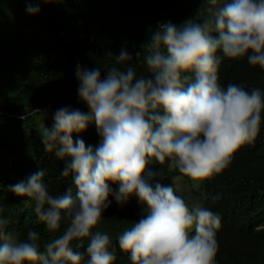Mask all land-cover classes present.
I'll use <instances>...</instances> for the list:
<instances>
[{
    "label": "clouds",
    "instance_id": "9594fccd",
    "mask_svg": "<svg viewBox=\"0 0 264 264\" xmlns=\"http://www.w3.org/2000/svg\"><path fill=\"white\" fill-rule=\"evenodd\" d=\"M205 4L202 23L177 27L169 22L154 32L144 57L149 76L131 66H113L101 79L99 68L77 65L78 95L90 111L57 109L53 127L41 131L47 151L55 148L59 158L71 157L61 175L75 174V193L69 188L50 195L43 170L10 186L29 198L25 203L34 204L36 222L49 232L58 231L64 220L68 226L42 251L38 233L29 231L27 240H20L0 216V264H85V258L86 264H114L116 250L109 230L102 228L105 209L115 216V227L126 222L115 239L132 264H216L221 217L208 209L205 196V207L189 208L176 179L187 176L200 187L228 168L235 153L260 132L264 91L249 92L235 83L225 88L218 69L223 58L247 57L264 70V0ZM27 11L39 8L29 5ZM115 58L118 64L131 60L123 50ZM189 72L193 77L184 75ZM26 113L35 116L39 109ZM91 122L101 137L96 148L72 136ZM153 160L162 165L160 177L147 168ZM109 181L118 184V191ZM132 195L145 206L142 216L137 205L135 215L125 216ZM220 199L219 193L211 196L213 202ZM85 239L87 254L74 251L73 241L80 248Z\"/></svg>",
    "mask_w": 264,
    "mask_h": 264
},
{
    "label": "trees",
    "instance_id": "16d2710c",
    "mask_svg": "<svg viewBox=\"0 0 264 264\" xmlns=\"http://www.w3.org/2000/svg\"><path fill=\"white\" fill-rule=\"evenodd\" d=\"M159 1L158 9H154L157 0H9V5H0V216L10 221L9 230L15 229L18 239L27 240L28 232L35 231L43 251L45 244L68 226L64 220L58 231L49 232L44 223L36 222L34 204L25 203L29 198L16 195L10 186L43 170V183L50 195H62L69 188L75 193V174L61 175L71 157L59 158L55 148L47 151L41 131L53 127L57 109L90 111L78 95L77 65L99 68L101 79L113 66L122 70L131 66L138 75L149 76L144 57L154 32L169 22L177 27L186 21L202 23L207 15L205 0ZM29 5L38 7L39 12H28ZM122 50L131 60L118 64L115 57ZM184 75L193 77L190 72ZM218 76L225 88L235 83L249 92L257 87L264 91V70L250 65L247 57L223 58ZM36 109L39 113L35 116L26 113ZM261 115L254 143L240 148L228 168L203 182L208 209L221 217L216 264H264V112ZM72 136L74 142L82 139L93 148L101 142L94 122ZM147 168L158 177L163 170L154 160ZM156 176L153 183L158 182ZM109 184L118 191V184ZM217 193L221 199L213 202L211 196ZM128 203L133 204L125 216L135 215L136 205L141 216L144 214L145 206L138 197L130 196ZM102 215V228L109 230L116 250L114 264H132L130 253L121 250L115 239L126 222L115 227L111 212L105 209ZM77 243H72L74 251L87 254L88 240L80 248Z\"/></svg>",
    "mask_w": 264,
    "mask_h": 264
},
{
    "label": "rangeland",
    "instance_id": "374dc122",
    "mask_svg": "<svg viewBox=\"0 0 264 264\" xmlns=\"http://www.w3.org/2000/svg\"><path fill=\"white\" fill-rule=\"evenodd\" d=\"M9 0H0V5H9ZM160 8V1L157 0L154 5V9ZM166 12L172 13V10L165 8ZM176 183L179 187V196H181L186 204L191 208L194 205H200L205 207V197L203 194V182L200 183V187L194 188L193 181L187 176H180L176 179Z\"/></svg>",
    "mask_w": 264,
    "mask_h": 264
},
{
    "label": "bare ground",
    "instance_id": "6f19581e",
    "mask_svg": "<svg viewBox=\"0 0 264 264\" xmlns=\"http://www.w3.org/2000/svg\"><path fill=\"white\" fill-rule=\"evenodd\" d=\"M28 213V212H27Z\"/></svg>",
    "mask_w": 264,
    "mask_h": 264
}]
</instances>
